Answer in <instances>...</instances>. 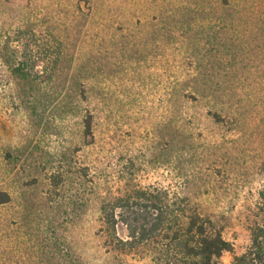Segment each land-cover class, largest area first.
<instances>
[{"label":"rangeland","instance_id":"1","mask_svg":"<svg viewBox=\"0 0 264 264\" xmlns=\"http://www.w3.org/2000/svg\"><path fill=\"white\" fill-rule=\"evenodd\" d=\"M29 61L39 75L19 80ZM152 185L218 221L234 253L247 243L264 0H0V264H151L118 250L100 206Z\"/></svg>","mask_w":264,"mask_h":264},{"label":"trees","instance_id":"2","mask_svg":"<svg viewBox=\"0 0 264 264\" xmlns=\"http://www.w3.org/2000/svg\"><path fill=\"white\" fill-rule=\"evenodd\" d=\"M227 4V0H224ZM13 58V57H12ZM12 58L7 62H14ZM35 65L28 62L12 66L19 80L28 81ZM36 76L38 71H34ZM220 122L222 117L212 113ZM82 139H93V116L84 111L81 121ZM9 195L0 190V205L7 204ZM104 228L117 244L118 250L130 252L145 249L151 264H220L226 253L233 254L231 264H264V185L248 225V240L239 253L224 236V227L188 199L171 194L159 186H137L100 206ZM125 227L127 236L118 238L116 227Z\"/></svg>","mask_w":264,"mask_h":264}]
</instances>
